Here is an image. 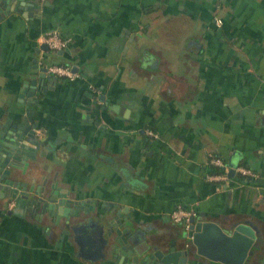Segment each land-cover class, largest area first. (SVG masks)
Returning a JSON list of instances; mask_svg holds the SVG:
<instances>
[{"label":"crops","instance_id":"crops-1","mask_svg":"<svg viewBox=\"0 0 264 264\" xmlns=\"http://www.w3.org/2000/svg\"><path fill=\"white\" fill-rule=\"evenodd\" d=\"M37 1L0 19V130L27 107L18 93L33 75L37 145L27 171L35 165L38 178L91 208L67 222L8 204L0 264H125L103 241L100 213L111 206L126 208L133 230L179 248L178 204L226 229L252 222L259 231L244 264H264V0ZM50 28L70 37L62 53L37 51ZM48 63L76 64L78 76L39 80ZM211 154L258 177L218 187L205 176Z\"/></svg>","mask_w":264,"mask_h":264},{"label":"water","instance_id":"water-1","mask_svg":"<svg viewBox=\"0 0 264 264\" xmlns=\"http://www.w3.org/2000/svg\"><path fill=\"white\" fill-rule=\"evenodd\" d=\"M44 1L37 0H0V19L13 13L25 15V9L35 11ZM29 13H32L30 12ZM49 50L46 44L37 48ZM65 47L57 50L62 53ZM77 71L76 64L70 65ZM39 80L46 76V68L40 67ZM28 80H22L18 97L26 96L27 107L31 102H36L37 85L33 75H28ZM55 79V76H51ZM45 80V79H43ZM26 81L30 84H27ZM108 108L120 112L116 104L103 102ZM24 105V109L17 110L8 120L11 125L4 131L0 130V214L7 211L11 200L16 205L25 208H35L47 216L58 220L61 216L68 222L72 217H84L85 206L78 200L68 196L66 191H59L55 181H48L46 177L38 178L34 169L27 171V165L35 160L37 145L36 123L33 111ZM123 112V111H122ZM30 160V161H29ZM34 163V162H33ZM228 173L234 175V162ZM33 193V194H32ZM31 195H34L31 198ZM9 199H11L9 201ZM102 219L108 222V239L103 237L104 244L111 245L112 251L120 252V261L125 264H191L196 256L222 264H244L252 253L256 243L258 229L248 220H239L231 225L230 229L222 227L217 221L205 219L193 214L188 219V225H183L180 231L182 246L177 247L175 241L169 245L156 233L133 230L130 214L126 208L107 207L100 213ZM187 241L193 247V252L188 248ZM189 255H193L189 258Z\"/></svg>","mask_w":264,"mask_h":264},{"label":"built area","instance_id":"built-area-1","mask_svg":"<svg viewBox=\"0 0 264 264\" xmlns=\"http://www.w3.org/2000/svg\"><path fill=\"white\" fill-rule=\"evenodd\" d=\"M219 21V19L217 20ZM39 44H46L48 48L52 50H60L67 46L70 37L62 35L57 28H50L39 34L37 38ZM46 72L50 75L65 77L68 79H74L78 76L76 71H73L70 64L67 63H48L44 66ZM145 133L151 137H157L158 134L150 129L146 128ZM214 165L220 167V171L210 172L207 170L205 176L208 180H212L217 183L218 187L225 186L226 182L230 179L228 173L229 166L226 164L225 160L215 154H211L208 158L207 165ZM234 173L243 175V177L255 179L258 177L256 171L248 166L239 164L234 167ZM13 204V200L9 202V206ZM195 212L191 209L185 208L184 206L178 204L170 212V217L173 222L183 223V225H188V219Z\"/></svg>","mask_w":264,"mask_h":264},{"label":"trees","instance_id":"trees-1","mask_svg":"<svg viewBox=\"0 0 264 264\" xmlns=\"http://www.w3.org/2000/svg\"><path fill=\"white\" fill-rule=\"evenodd\" d=\"M207 170L210 172H215V171H220L221 168L210 164V165H207ZM233 176L237 179H244L243 175H240V174L234 173Z\"/></svg>","mask_w":264,"mask_h":264},{"label":"flooded vegetation","instance_id":"flooded-vegetation-1","mask_svg":"<svg viewBox=\"0 0 264 264\" xmlns=\"http://www.w3.org/2000/svg\"><path fill=\"white\" fill-rule=\"evenodd\" d=\"M49 49H50V48H49ZM76 72H77V71H76ZM0 153H1V151H0ZM59 191H61V192H62V191H64V190H61V189H60ZM32 194H33V193H32ZM33 196H34V195H31V198H32Z\"/></svg>","mask_w":264,"mask_h":264}]
</instances>
